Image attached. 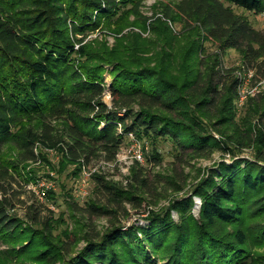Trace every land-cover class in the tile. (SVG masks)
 <instances>
[{
	"label": "trees",
	"instance_id": "16d2710c",
	"mask_svg": "<svg viewBox=\"0 0 264 264\" xmlns=\"http://www.w3.org/2000/svg\"><path fill=\"white\" fill-rule=\"evenodd\" d=\"M142 2L0 0V264H264V92L239 111V78L204 44L236 50L263 81L264 30L234 7L264 14V0H175L150 23L152 36L143 35ZM169 21L182 26L179 35ZM129 26L140 30L122 33ZM100 27L114 35L112 45L83 43ZM129 133L151 145L148 161H161L159 144L168 142L182 163L215 151L232 163L219 161L188 194L149 208L148 226L118 219L94 234L76 221L69 230L64 213L43 216L37 199L18 215L25 201L16 184L37 178L27 166L38 139L60 143L62 173L80 160L113 161ZM244 149L250 157L239 156ZM132 173L128 190L97 177L109 203L138 208L152 193L144 167ZM108 207L89 201L79 209L90 218L112 213Z\"/></svg>",
	"mask_w": 264,
	"mask_h": 264
},
{
	"label": "rangeland",
	"instance_id": "374dc122",
	"mask_svg": "<svg viewBox=\"0 0 264 264\" xmlns=\"http://www.w3.org/2000/svg\"><path fill=\"white\" fill-rule=\"evenodd\" d=\"M174 1L175 0H143L140 10L144 16L147 17V32L143 33L144 36H152L150 23L156 17L162 15L160 12L162 8H164V4L172 5ZM234 9L236 12L246 16L256 29L264 30L263 13L255 14L237 7H234ZM130 19L133 20L134 16H130ZM168 23L170 27L173 28V31L179 35L182 26L171 23V21ZM139 30L140 29L137 27L132 28L129 26L123 30L122 33ZM86 34L83 43L89 42L95 38L105 39L109 45L114 43V35L103 27L87 32ZM79 36L81 37L82 35ZM204 44L207 51L219 54L221 62L218 66L219 68L222 70L232 68L233 76L237 78L238 73L242 76L243 83L241 89L243 93L238 94L236 102L238 103L237 107L239 111L245 112L247 109V100L250 97H259L264 92V80L256 82L246 75V70L241 63V56L236 50L225 49L222 51L217 44L212 41H205ZM110 80L109 75L105 74V81L110 82ZM241 97H243V99H241ZM103 99L110 105L111 101L109 94H105ZM255 121L258 124V120ZM55 125L57 127V123H55ZM215 135L219 138L218 134ZM138 140L141 142L142 152L145 156L143 160H138L135 157L133 153L134 148L132 147L133 143L131 144L130 139L125 138V142L119 148L113 161L94 159L89 163H85L80 160L79 164H68L65 170L59 173L58 170L62 159L59 151L60 143L52 144L45 142L42 138L38 139L34 145L36 159L30 161L27 166L28 169L35 171L37 178L35 180H30L27 184H24V181L16 184V188L22 192L20 195L21 198L25 201L19 204L20 207L17 208L18 215L23 217L27 207L32 205L33 201L37 199L44 205L42 208L43 216L51 215V217L57 218L61 213H64V218L66 219L69 230H74L77 227L75 224L76 221L85 223V230L90 231L91 229L94 234L103 232L111 226L112 222L118 219H120V223L128 227L132 225L148 226L150 221L144 219L149 208L156 210L165 208L174 198H180L184 196V194H188L193 184H195L200 177L209 174V168L218 170L219 167L216 164L219 161L224 160L227 164L232 163L230 156L223 155L220 151H215L208 157L195 159L186 156L185 158L187 159L182 163L174 158L171 146L168 142H161L159 144L161 161H148L146 156L151 154V145H149L148 141ZM239 156L250 157L251 150L244 149L243 153ZM137 165L144 167V175L154 187L152 193H147L144 190L146 197L144 196L143 202L138 208L132 207L129 203H124V205L109 203L107 193L99 189L97 177L99 176L107 181H112L121 188L128 190L133 181V168L135 166L137 167ZM77 166L79 167V171L75 174L73 172L76 171L75 168ZM49 190L56 192L57 198L55 201L49 199L47 195ZM89 201H94L98 205H107L113 212L99 217L92 216L87 218L83 209L80 210L79 208H85ZM199 201L200 199L198 197H194L195 205L193 207V214L196 217L199 215ZM73 204H76V206ZM72 206H75L76 209ZM125 209L127 214L124 212ZM114 210H116V212ZM172 215L176 220L178 219L176 212H173ZM83 245L84 242L80 241L77 246L71 248L70 254H75ZM4 248H6L5 245L0 244V249ZM69 256L70 255L67 257ZM11 264L19 263L13 261ZM158 264H163V262L160 261Z\"/></svg>",
	"mask_w": 264,
	"mask_h": 264
},
{
	"label": "built area",
	"instance_id": "2783aa9c",
	"mask_svg": "<svg viewBox=\"0 0 264 264\" xmlns=\"http://www.w3.org/2000/svg\"><path fill=\"white\" fill-rule=\"evenodd\" d=\"M245 73H246V75H248L252 79V77H253V71L252 70H247ZM237 78H239L238 79L239 83H238V86H237L238 87L237 91H238V94H242L243 92H242L241 86H242V83H243V78H242V76H240L239 73H238ZM241 99H243V97H241ZM127 136H128V139H130L131 144L133 143L132 147L134 148L133 153H134L135 157L138 160H143L145 156L143 155V152H142L141 142L134 136L133 133H129Z\"/></svg>",
	"mask_w": 264,
	"mask_h": 264
},
{
	"label": "water",
	"instance_id": "95a60500",
	"mask_svg": "<svg viewBox=\"0 0 264 264\" xmlns=\"http://www.w3.org/2000/svg\"><path fill=\"white\" fill-rule=\"evenodd\" d=\"M199 205H200V201H199Z\"/></svg>",
	"mask_w": 264,
	"mask_h": 264
},
{
	"label": "bare ground",
	"instance_id": "6f19581e",
	"mask_svg": "<svg viewBox=\"0 0 264 264\" xmlns=\"http://www.w3.org/2000/svg\"><path fill=\"white\" fill-rule=\"evenodd\" d=\"M196 209H198V208H196Z\"/></svg>",
	"mask_w": 264,
	"mask_h": 264
}]
</instances>
